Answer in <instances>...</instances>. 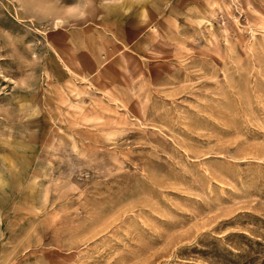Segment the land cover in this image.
I'll return each mask as SVG.
<instances>
[{"label":"rangeland","instance_id":"rangeland-1","mask_svg":"<svg viewBox=\"0 0 264 264\" xmlns=\"http://www.w3.org/2000/svg\"><path fill=\"white\" fill-rule=\"evenodd\" d=\"M0 264H264V0H0Z\"/></svg>","mask_w":264,"mask_h":264},{"label":"bare ground","instance_id":"bare-ground-1","mask_svg":"<svg viewBox=\"0 0 264 264\" xmlns=\"http://www.w3.org/2000/svg\"><path fill=\"white\" fill-rule=\"evenodd\" d=\"M15 18H16V17H15ZM17 20L20 21L19 18H17ZM27 20H28V19H27Z\"/></svg>","mask_w":264,"mask_h":264}]
</instances>
